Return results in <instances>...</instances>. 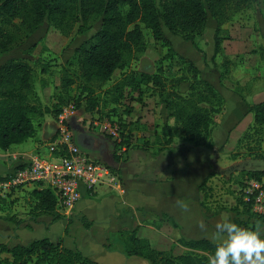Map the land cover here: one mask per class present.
I'll return each instance as SVG.
<instances>
[{
	"label": "trees",
	"instance_id": "trees-1",
	"mask_svg": "<svg viewBox=\"0 0 264 264\" xmlns=\"http://www.w3.org/2000/svg\"><path fill=\"white\" fill-rule=\"evenodd\" d=\"M256 0H0V56L22 44L42 24L47 23L63 36H69L76 28L77 33L91 30L88 23L91 17H100V27L77 45L70 58L62 65L58 94L60 100L64 93L74 85L87 94L86 109L96 106V87L99 89L111 79L116 69L126 70L118 79L102 91L103 99L116 106L125 97L127 89L135 92L130 97L140 103L144 96L157 95L158 102L165 107L166 114L174 119V125L164 123L155 141L161 146L168 145L174 137L175 127L189 140L206 138L212 132L214 116L224 109L223 94L207 79L201 76L200 68L190 59L176 52L164 34V28L170 33L190 41L197 46V38L204 33L208 17L215 21L213 34V54L222 56V71L219 80L226 78L231 59L223 54L222 43L229 39L227 23L235 14L255 5ZM145 30L152 38L167 48L162 59L175 62L180 59L178 75L167 76L158 67L148 73L130 68L133 61H139L147 47ZM174 53V58L171 53ZM205 60V59H204ZM73 62V63H71ZM215 63V62H214ZM73 64V65H71ZM41 73L49 72L42 65ZM44 83L45 80H42ZM189 82L187 92L182 94L177 88ZM244 86L238 82L234 92L244 100L247 111L252 114V124L248 125L237 139L235 150L230 151L231 160L238 159L239 148H243L246 157L264 161L262 149L264 125V100L248 102L244 95ZM150 90V91H148ZM99 97V101H100ZM73 101H66L64 104ZM75 106L78 105L73 101ZM63 106V105H62ZM49 108L42 105L37 97L34 85L33 66L23 57H11L0 63V148L6 150L12 144H18L33 137L36 127L34 116L45 113L56 116L61 107ZM116 108V107H115ZM133 127L132 123H127ZM136 124V123H135ZM128 131L130 129L128 128ZM121 132V131H120ZM127 134V133H126ZM245 174L238 190L237 207L228 208L233 213L232 221L242 224L239 214L262 218L251 212L242 200L241 190L245 179L264 176V169L239 170ZM214 173H209L199 185L200 189ZM34 204L31 206L34 216L53 215L57 220V200L49 188L34 187L31 191ZM7 197V196H6ZM205 200L208 194L205 193ZM2 197L0 196V200ZM206 202V201H205ZM210 212L217 214L227 207L213 205ZM213 210V211H211ZM85 221L84 218H81ZM155 225L159 226L158 221ZM119 235L124 242L127 255L146 258L151 264H208V256L215 252V243L205 239L179 238L177 242L188 250L174 255L170 249H157L147 238L138 237L136 228L121 229ZM0 264H97L81 251L63 245L62 240L53 241L48 237L31 240L27 244L7 246L0 243Z\"/></svg>",
	"mask_w": 264,
	"mask_h": 264
},
{
	"label": "crops",
	"instance_id": "crops-1",
	"mask_svg": "<svg viewBox=\"0 0 264 264\" xmlns=\"http://www.w3.org/2000/svg\"><path fill=\"white\" fill-rule=\"evenodd\" d=\"M261 21L262 22L258 25L261 27L259 32L263 30L262 27L264 26V19L261 18ZM207 22H209V19ZM213 28H215L214 25ZM40 30L41 29L38 28L22 44L2 54L0 56V63L5 62L11 57H19L15 55H17L20 50L28 48L33 50L36 48ZM164 34L176 52L182 56L187 55L185 57L190 58L195 64L198 60L206 62L207 66H205L204 69L196 65L200 68L201 75L213 84V79L219 76L217 75L218 70L215 67L212 68L209 62V58H211L213 54V41L209 42L207 46L208 49L204 48V46L199 47L203 53L198 51L195 47L192 49L189 47L188 52L185 50L181 52V49L175 46V43L179 42V39L175 37L176 35L170 32H164ZM201 37L197 38V43ZM226 42L223 41L222 43L223 54L225 55H227L226 51L224 53V47L227 45ZM152 44L157 47V51L161 53V57L156 58L159 61L166 53L167 48L155 40ZM150 45L151 43L149 42L148 46ZM26 52H29L27 56H30V51ZM146 52H148L147 47L142 58L139 60L140 65L141 61L145 60L151 66V72L148 73L155 72L157 68L153 70L154 59ZM70 56H68L66 60L61 59L59 64L64 65ZM229 58L231 59V57ZM25 59L28 60V58ZM149 59L153 61H149ZM214 62L216 63V58ZM61 65L58 70L61 69ZM256 66L257 65H255V69ZM56 67L58 66L55 65L51 68ZM137 69L145 71L142 66ZM125 70L126 68L114 70V72H118V75L111 81L109 80L110 84L118 79L120 74ZM251 70L246 71L250 75H254L255 72L252 74ZM113 74L112 76H114ZM42 75H44V73H42ZM208 75L212 76L211 80ZM242 84H244L242 86L250 90L248 82ZM54 85L57 84L55 83ZM42 86L45 90L49 89L52 85L50 81H48V83L45 81ZM249 90L246 97L250 95L251 102L261 101L260 99H254ZM228 91L231 93L229 95L230 102L227 101L224 92H222L225 98L223 110L227 113L223 117V120L226 122L225 135H227V138L222 143L220 151L228 152L227 154L229 156L231 150L225 149L226 143H230L231 138V148L235 147L237 139L240 137L244 128H246L245 124L248 121L251 122L252 114L247 111V106L239 95L233 90ZM147 97H149V99L145 100ZM147 97H144L142 103L131 99V106H134L132 113L137 106L146 105L143 106V110L139 107L138 111L140 113L134 117V119L129 120L135 121L144 131L148 128L147 125L150 126L152 122H154L155 125L160 123L159 130L154 128L152 133H150L155 136V133H159L164 123L174 125V119L166 114L165 107L158 102L157 95ZM150 97H154L156 100L152 101L153 98L150 99ZM135 103H138V105ZM152 107L157 111L156 114H153L154 116L148 114L147 111V109H151ZM235 109L237 110L235 111ZM49 123L51 122L45 121L43 118L41 121L37 122L35 137L27 138L25 141L18 144H12L6 150L0 148V176H4L11 172L13 168L19 164L20 159L15 160L14 155L24 158L34 153L41 156H48L44 155L46 150V145L44 144L46 142L40 143L39 140H46L50 138V136L54 137L56 127L54 128ZM72 123L95 139L93 144L87 139L88 137L84 139L85 145H91V149L87 147L84 148L79 144L76 138L77 134L72 130L74 141L94 159L103 162L111 169L114 176L120 181V185L124 189L123 193L115 186H101L93 190H87L81 187V198L79 201L69 212L63 211L67 218H60L58 220L52 219L53 221H51V215H48L46 220L43 217L44 214H39L34 217L35 221L45 220L49 222V226L45 231H37L38 229H36V231H25L26 229L22 224H17L6 216V209L5 212H0V243L11 246L15 244H27L31 240L48 237L53 241L62 240L64 246L81 251L85 256L89 257L97 264H151L144 257L127 255L125 253L124 242L119 235L121 229L136 228V235L138 237L147 238L153 247L164 250L170 249L174 255H178L188 250L177 242L179 238H205L214 242L211 239V234L215 231L216 223L222 216H227L232 220L233 213L228 209H223L217 214L210 212V203H207V200H205V193L208 195L210 194L209 181L206 182L207 186L203 189H200L199 185L209 173L224 175L227 171L252 169L247 166L246 162L240 163L239 161L237 162L236 159L230 160V162H224L223 165H220L216 160H213L212 164L214 165L200 164V159L195 158V155L191 156L190 146L179 151L177 144L172 140L170 144L165 146L151 144L147 147L145 146V141L149 138L142 137L140 132V139H136V146L132 147V149H128L125 153L122 151L123 156L116 160L115 154L118 153V150H113L115 143L109 135L103 134L102 132H93L77 122L74 118ZM221 123H223V121L218 123V126H220ZM37 128L42 130V138ZM235 130L237 134L234 133ZM126 131L128 132V129ZM131 132L133 133V131L129 133ZM211 135L212 132L206 138L197 139L201 140L199 142L187 138L186 140L190 141L191 144L203 146V144H206L207 141L211 139ZM134 136L136 137V133H134ZM97 140H100V143L95 145L97 144ZM202 140H206V142ZM96 148L97 150L94 151L93 149ZM99 150L102 151L101 155L97 153ZM13 196L15 195L11 197ZM208 197L207 199H209ZM4 198L7 197H2L0 200V209L2 206L1 203L5 202ZM238 216L243 220L240 226L264 229V218L257 219L256 217H248L244 214H239ZM81 218H84L85 221H82ZM155 221H158L159 226L155 225ZM201 222L206 226L205 229L200 227ZM56 226H60V228L56 229ZM54 229H56V231H54ZM262 238H264V234H262ZM4 253L7 254L6 252Z\"/></svg>",
	"mask_w": 264,
	"mask_h": 264
},
{
	"label": "rangeland",
	"instance_id": "rangeland-1",
	"mask_svg": "<svg viewBox=\"0 0 264 264\" xmlns=\"http://www.w3.org/2000/svg\"><path fill=\"white\" fill-rule=\"evenodd\" d=\"M256 1L257 2L255 3L254 6L250 8H246L241 12L235 14L234 17L226 25L230 38L224 40V42L227 41L226 42L227 45L224 47V53L226 51L227 56L231 57L232 65L229 68L228 75L226 76V78L219 80V76H217L213 79V84L221 93L224 92L225 98H227L228 102H230L229 95L231 94L228 90H233L237 82H239L241 85H244L242 84L244 82L245 83L248 82L250 90L244 87L245 89L243 91V95L248 102H251L250 95L246 97L247 93H249L248 90L251 91V94L253 95L254 99L256 100L264 99V26L262 27L263 30L261 32H259L261 27L258 26L259 23L262 22L261 18L264 19V0H256ZM208 19L209 22H207L206 24L204 35L198 40L197 43V46L198 45L199 47L204 46V48L206 49H208L207 46L209 42L213 41V34H214L213 25L215 27L214 19L210 16L208 17ZM88 23L91 25L90 28L91 30L82 33H77L76 28H74V30L70 33L69 36H63L62 34L59 33L58 30L54 29L52 26L48 25L47 23H44L39 27L41 30L38 36L39 38L37 40L36 48H34L33 50H31L30 48L25 50H20L17 53V55H15L19 57L28 58V61L30 62V64H32L35 91L40 103L49 108H56L64 105L66 101L72 99L78 105L76 107V115L73 118L77 122H79L80 124H82L87 129L93 132L95 131L100 133L101 132L100 124L105 121H108L111 124L117 122L119 125V130L121 131L120 132L122 139L121 145L125 147V150L123 151L124 153L128 149L130 148L132 149V147L136 146L135 145L136 139L139 138V132L142 137L149 138L148 140L145 141L146 143L145 146L148 147L151 144H157L154 142L155 136H153L150 133H152L154 128L159 130L160 123L155 125V123L152 122L150 126L147 125L148 128L146 129V131H144L142 130L141 126H139V124H135V121L129 120V119H134V117H136L140 113L138 111L139 107H141V109L143 110V106L146 105V104L143 105L140 104L141 106H137V108H135V111L132 113V109L134 106H131L130 97L132 96L134 97V95L136 94L133 92L131 94L130 90H127V92H125V97H123L122 100L119 102V104L115 106L116 108L112 106L111 103H108L103 99L102 91L106 89L108 85H110L109 81L106 82L104 85H102L100 89L99 87H96V90L94 92V95L96 96V106L94 107L93 110L86 109L87 93L83 92L77 86L75 87V85L72 88H69L67 92L63 94L65 96L63 100H60V98H58V94L61 93L60 91H57L58 86L60 84V75H61V71L58 70L61 65L59 64L60 63L59 61H61V59L66 60L68 56L72 54L74 47H76V45H79L86 37H88L91 33L96 31L100 27V23H101L100 17L93 16L91 17ZM164 32L169 33V31L166 28H164ZM145 34H146L147 48H148V52L146 53L152 59H154L155 62V64L153 62V70H155L159 66L162 68V73H164L167 76L171 77L178 75L180 70L177 65L180 64V59L177 58L176 60L177 65L174 61L170 62L167 59L160 58V60L158 61V59L156 58L161 57L160 56L161 53H159L157 51V47H155L152 44L154 39L152 38L150 31L145 30ZM175 37L179 39V42L175 43V46L176 47L178 46L177 48L181 49V52H184V50L188 52L189 47L190 49L194 47V45L189 41H185L177 35ZM149 42L151 43L150 46H148ZM26 51H30V56H27L29 55V52ZM171 57L174 58L173 52L171 53ZM215 58H216V63H214L211 60V58H209L210 60L209 62L212 68L215 67L218 70L217 75H219L222 71V67H221L222 56L217 55ZM152 59H149V61L150 60L153 61ZM196 64L203 69L205 66H207L206 62H203L201 60H198ZM42 65L48 66L49 72H45L44 75H42L40 71ZM55 65L58 67L51 68L52 66ZM255 65H257L256 69H255ZM130 68H141L140 61H133L130 65ZM251 69H253L254 71ZM246 70H251L252 74L254 72L255 73L254 75H250L249 73H247ZM113 75L114 76L111 77L110 81L118 75V72H114ZM208 76L210 77L211 80L212 76L211 75ZM42 80H45L47 83L48 81H50V84L52 86H50L49 89L44 90L42 86L43 84ZM55 83L57 85H54ZM188 83L189 82L180 84L179 87L177 88L178 92L182 94L186 93ZM99 97L101 98L100 101H99ZM152 98H153L152 101L156 100V98L154 97ZM152 98L150 97V99ZM147 99H149V97L145 98V100ZM135 104L138 105V103ZM236 110L237 109H235V111ZM147 111L148 114H150L151 116H154L153 114L157 113V111L154 110L153 107L151 109H147ZM239 111H240V107H239ZM226 114L227 113L222 109L220 113L214 116L215 123L212 126V135L210 137L211 139H209L206 144H203V146H197L195 144H191L190 141L186 140V137L182 135L179 129L175 127V131H174L175 137L173 140L174 143L177 144L179 151H181V149H185V147L187 146H190L191 156L195 155V158L200 159L199 161L200 164L203 163L208 165H214L212 164L213 160H216V162L219 163L220 165H223L224 162H230L231 159L227 154L228 152L222 150L220 151L222 147V143L227 138V135H225L226 122L225 120H223L224 119L223 117ZM43 118L45 121L51 122L49 124L52 125L54 128L57 126L56 115L54 113H45L41 117L34 116L33 118L34 126L36 127L37 122L41 121ZM222 121L223 123H221V125L218 126V123ZM127 123H132V125L134 123L133 125L134 128ZM251 124H252V120L251 122L248 121L245 124V127H248V125ZM128 128L130 129V131H133V133L132 132L129 133L130 131L127 132L126 130ZM245 129L246 128H244V130ZM37 130H39V128H37ZM236 132L237 131L235 130L234 133L237 134ZM39 133L42 138L43 137L42 130H39ZM134 133H136V137L134 136ZM35 136L36 135H34L33 137ZM41 140H39L40 143L46 142L44 144L46 145V147L44 146L46 148L44 155H48L47 145L50 143V141L53 140V136H50V138L46 140L45 139L44 140L41 139ZM196 141L199 142L201 140H196ZM202 141L206 142V140H202ZM261 144H262V149H264V125H263V140ZM231 147H232V142L230 138V143L229 142L226 143L225 149L226 150L230 149L231 151L235 150L234 147L233 148ZM244 155L245 152L243 148H239V155L236 161L237 162L239 161L240 163L246 162L247 166L252 168L250 170L264 169V161L259 159H253L251 157H246ZM122 156H123L122 152L115 154L116 160L118 158L120 159V157ZM239 172H240L239 170H233L231 172L227 171V173L224 175H221L219 173H214L213 176L208 179L209 181L208 184L210 186L209 189L210 194L208 195L209 199H207V203H210L211 208L214 207L213 205H216L217 208L219 205H222L223 207H227V209L228 208L230 209L232 207H237L240 204L238 203V194H239L238 190L242 182L241 178H244L245 174L241 176ZM35 185L36 184H32L25 188L18 187L12 189L10 193L7 195V198H4L5 202L1 203L2 205L1 209L3 210L0 209V212H5V210L7 209L6 216H8L9 219L13 220L17 224H22L26 229L25 231H36V229H38L37 231H45L49 226L48 225L49 222L45 221L48 215L46 216V214H44L43 216L45 219L44 221L42 220L35 221L34 214H36V212L34 213L31 210V206H33L34 204V198L31 194V191L35 187ZM206 186L207 185L205 184V187ZM12 195L15 196L11 197ZM57 213L60 214L58 219L67 218L62 210H58ZM55 214L56 213H54L53 215ZM53 215H51L50 217L51 221L54 220L55 216ZM57 228L59 229L60 226H56V229ZM56 229H54V231H56ZM4 255L8 256L3 252L0 254V257H4Z\"/></svg>",
	"mask_w": 264,
	"mask_h": 264
},
{
	"label": "built area",
	"instance_id": "built-area-1",
	"mask_svg": "<svg viewBox=\"0 0 264 264\" xmlns=\"http://www.w3.org/2000/svg\"><path fill=\"white\" fill-rule=\"evenodd\" d=\"M75 115L76 106L73 101L61 107L56 116L53 140L47 145L48 156L34 153L24 158L14 155V159H20V162L11 172L0 176V196L6 197L12 189L18 187L36 184L39 188L53 191L57 210L69 212L81 198V187L93 190L101 186H115L123 193L124 189L111 169L94 159L74 141L69 122ZM100 131L113 139L118 153L125 150L121 145L117 122L101 123ZM241 196L251 212L264 218V176L261 179H245Z\"/></svg>",
	"mask_w": 264,
	"mask_h": 264
},
{
	"label": "clouds",
	"instance_id": "clouds-1",
	"mask_svg": "<svg viewBox=\"0 0 264 264\" xmlns=\"http://www.w3.org/2000/svg\"><path fill=\"white\" fill-rule=\"evenodd\" d=\"M200 227L205 229L203 222ZM264 229L247 228L222 216L215 225L211 239L215 252L208 264H264Z\"/></svg>",
	"mask_w": 264,
	"mask_h": 264
},
{
	"label": "water",
	"instance_id": "water-1",
	"mask_svg": "<svg viewBox=\"0 0 264 264\" xmlns=\"http://www.w3.org/2000/svg\"><path fill=\"white\" fill-rule=\"evenodd\" d=\"M141 66L143 67V69L146 71V72H151V66L145 61V60H142L141 61ZM144 66H146V67H144ZM72 120H73V118L70 120V122H69V124H70V127L72 128V130L77 134V140H78V142H79V144L82 146V147H84V148H90L91 149V145L90 146H88V145H85V143H84V139H86L87 137V139H89L90 141H91V143L93 144L94 142H95V139L92 137V136H90V135H88L85 131H83L82 129H80V128H77V126L76 125H74L73 123H72Z\"/></svg>",
	"mask_w": 264,
	"mask_h": 264
},
{
	"label": "flooded vegetation",
	"instance_id": "flooded-vegetation-1",
	"mask_svg": "<svg viewBox=\"0 0 264 264\" xmlns=\"http://www.w3.org/2000/svg\"><path fill=\"white\" fill-rule=\"evenodd\" d=\"M99 143H100V140H99V141L97 140V144H95V145H98ZM95 145H94V147H95ZM114 149L116 150V145L113 146V150H114ZM93 150L95 151V150H97V148H96V149H93ZM101 152H102V151L99 150V152H97V153H98L99 155H101V154H102Z\"/></svg>",
	"mask_w": 264,
	"mask_h": 264
}]
</instances>
